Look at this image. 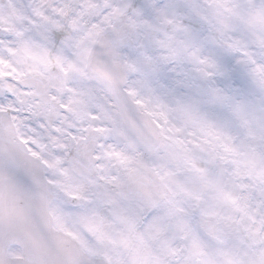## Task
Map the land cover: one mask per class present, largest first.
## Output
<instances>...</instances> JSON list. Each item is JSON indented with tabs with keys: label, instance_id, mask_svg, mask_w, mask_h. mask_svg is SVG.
I'll use <instances>...</instances> for the list:
<instances>
[{
	"label": "snow or ice",
	"instance_id": "1",
	"mask_svg": "<svg viewBox=\"0 0 264 264\" xmlns=\"http://www.w3.org/2000/svg\"><path fill=\"white\" fill-rule=\"evenodd\" d=\"M0 264H264V0H0Z\"/></svg>",
	"mask_w": 264,
	"mask_h": 264
}]
</instances>
